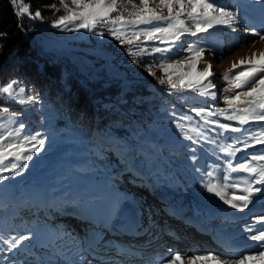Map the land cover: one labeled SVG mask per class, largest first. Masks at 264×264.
I'll list each match as a JSON object with an SVG mask.
<instances>
[{
    "label": "rangeland",
    "instance_id": "1",
    "mask_svg": "<svg viewBox=\"0 0 264 264\" xmlns=\"http://www.w3.org/2000/svg\"><path fill=\"white\" fill-rule=\"evenodd\" d=\"M217 2L220 5L228 6L233 11H238L242 15L252 0H217ZM124 3H127V0H124ZM133 3L138 5L139 0H133ZM149 6L155 7L152 3ZM22 7L28 6L20 5V9ZM26 14L30 16L35 26V29L32 30V38L43 52L65 63L64 73H70L77 77L82 84L92 83L96 86L97 91L110 89L115 91L117 86L121 89L116 100L112 99L114 101L111 104L123 106L125 101L122 100L123 95L126 91L131 90L133 84H142L147 90L160 91L165 96V101L158 103L159 114L156 113L155 118L148 120L147 123H142L137 131L132 133L131 138L120 141L122 147L118 151L114 148L96 150L93 145L84 142L79 133H73L69 137L57 135L53 139V147L36 154L34 159L28 162V166L22 173L15 175L14 179H8L0 184V200L5 204L4 209L0 208V234L8 239L19 235L32 237L24 241L20 250L14 253L7 252V245L0 242V248L4 249L3 252H0V256L21 261L22 264H65L61 260L51 261L52 253L43 245H47V240H49L46 227L51 225L55 227V223L58 222L49 217H56L57 214L66 212L62 211L61 208L68 204H71V207L75 199L81 203V200L71 190L85 187L92 193L101 192L107 195L129 196L137 191L139 185L145 187L151 182L155 187L160 184L163 185L162 183L165 181L173 190L177 191L176 168L181 170L182 175L190 177L185 173V169L193 162L192 149H196L195 162L200 161L201 154H203L201 148H205L206 144L194 132L188 134L193 136V139L198 143L185 139L175 127V120L181 115L192 116L193 120L187 126L201 128L208 137L215 133V137L213 136L211 139H215L214 143L229 136L231 133L218 135L215 131H210L209 129L213 126L204 125V122L191 109L195 107L215 110L228 107L224 102V96L230 94L225 92V89L230 88V84L223 79V75L231 68H224L217 72L219 73L216 75L217 80L212 78L216 85L214 89L217 93L215 101L201 97L191 91H186L182 95H170L167 83L164 85L158 83L161 78L167 80L163 70L158 66H153L152 71L156 73V77L149 75L144 65L138 66L132 63V57L126 51L127 46L121 47L111 35H96L83 29L62 31L52 27V24H45L40 19L32 18L34 16L32 14ZM116 14L113 13L112 15L115 16ZM164 14H167L166 9ZM125 16L127 17L126 12ZM183 18L186 19V17ZM188 23L191 24V22ZM244 29L251 30L249 28ZM98 30H102V26L98 25ZM240 36L238 31L232 32L224 26H217L202 36L198 34L197 37H184L183 48H186L188 43L196 42L198 37L203 39L204 43L201 46L206 49L203 57L209 56L207 60L211 63V60L216 59L217 55H224L230 50L236 52L243 49L242 47L246 42L243 40L244 36L241 34ZM242 40L243 42H240ZM145 44L166 46L159 41H146ZM226 44L232 45L226 48L223 46ZM183 48L177 46L170 55L175 59L188 56L189 53ZM160 58L161 54H154L144 59L156 64ZM187 63L186 61L183 70L192 71L187 67ZM205 66L201 61L197 64L196 71L202 70ZM239 70L241 69H234L233 73ZM173 79L175 80L176 77L174 76ZM233 91H240V89ZM0 99L5 101V103H0V108H12L6 103L12 101L4 97H0ZM105 105L107 104L105 103ZM19 107L28 109L31 106L19 105ZM173 112L176 113V117L173 116ZM212 119L227 122L222 117H213ZM0 122L2 121L0 120ZM230 123L235 125L236 122ZM75 137L81 143L74 141L72 145L70 141L74 140ZM217 145V150L220 148L219 151L224 156L225 152L222 149L226 146ZM145 180L149 182L145 183ZM190 189L198 190L199 188L194 183ZM24 190H27L31 196L37 199L40 207L26 206L19 202ZM82 193L88 195L85 190H82ZM79 195L77 192V196ZM62 196H66L68 202ZM96 202L102 201L95 200L91 201L90 204L94 205ZM102 203L110 210L118 208V201L116 202V200H104ZM114 203L115 206H113ZM7 207H12L13 214H10L11 210ZM68 210L78 211L74 206ZM56 218L55 220H57ZM70 240L74 242L76 239ZM186 263H188V258L186 262H183V264ZM177 264H180V261Z\"/></svg>",
    "mask_w": 264,
    "mask_h": 264
},
{
    "label": "snow or ice",
    "instance_id": "2",
    "mask_svg": "<svg viewBox=\"0 0 264 264\" xmlns=\"http://www.w3.org/2000/svg\"><path fill=\"white\" fill-rule=\"evenodd\" d=\"M60 7L65 14L58 16L52 22V27L62 31H79L81 29L92 32L96 35H111L121 47H126V51L132 57V63L144 65L149 75L156 77L152 71L153 66H158L167 76V80L159 79L158 83L169 86L170 95H182L186 91H191L204 98H210L215 101L217 93L212 80L214 72L209 61L204 60L203 54L206 51L201 45L203 39L198 37L196 42L188 43L183 48V38L186 36L197 37L198 34H206L210 29L217 26H224L232 32L238 31L237 25L241 23V14L238 11L231 10L228 6L220 5L217 0H139V4L133 3V0H58ZM15 3V0H13ZM152 3L155 7H150ZM259 12L261 28L250 30L251 35L264 40V0H259ZM130 6V7H129ZM47 7L59 12L57 4H51ZM239 7V6H237ZM166 9L167 14H164ZM127 13V17L125 16ZM29 13V7H22L17 15ZM113 13H117L113 16ZM183 17H186L183 18ZM32 18L43 20L44 17L40 10H36ZM188 22H191L189 24ZM247 23V21H244ZM98 25L102 30H98ZM193 28L195 29L193 31ZM5 35L0 33V37ZM143 37V40H141ZM146 41H159L165 44V47L146 45ZM180 46L189 53L181 59H175L170 54ZM2 48V45H0ZM211 51V49H208ZM161 54V58L156 64L147 61L144 58ZM192 71H184L185 62ZM201 61L206 65L202 70L196 71L197 64ZM243 66V67H241ZM241 70L233 73L234 69ZM176 77L174 80L173 77ZM223 79L230 84V88L225 89L224 102L227 108L210 110L206 108L191 109L204 122V125L213 126L209 130L215 131L218 135L223 133H239L233 139L235 143L222 149L229 157L235 156L242 149L237 147L243 145V149L251 148L254 144L264 145V128L253 131L246 127L250 122L264 121V51L259 54L253 53L247 59H241L238 63L234 62L232 68L226 71ZM240 89V91H233ZM0 97L17 103L21 106H33L41 102V95L34 90H26L17 79H10L7 83L0 85ZM20 113L11 110L9 107L0 108V184L19 175V170L26 168L28 162L32 161L36 154L44 150L46 137L43 133L37 131L34 134L25 130L24 123L20 122L18 126L12 127L18 120ZM176 117V113L173 112ZM213 117H222L224 121L212 119ZM193 117L190 115H181L175 120V127L184 136L185 139L198 143L189 135L194 132L201 140L214 143L204 131L199 127H188ZM230 122H236L235 125ZM251 141V143H250ZM193 161L196 160L193 148ZM252 161H264V154H254ZM231 171H241L248 174L238 182L229 183V176L223 177L225 183L208 182L205 189L208 193L218 197L224 204L232 209L243 211L249 207L257 197L264 199V164L240 163L238 167ZM211 175V173H209ZM227 189L233 192L229 197ZM235 190L241 192L240 195ZM109 219L99 222L98 227L101 231L109 226ZM264 220V217L260 218ZM97 227V225H93ZM252 232L251 228L247 229ZM29 235H19L5 238L0 234V242L7 245V252L14 253L20 250L24 241L31 239ZM95 240H103L102 235L94 237ZM252 241L264 242V230L258 234L249 236ZM98 246V244H97ZM260 247L264 249V243ZM4 249L0 248V252ZM88 252L90 256L95 257L93 245L89 244L87 248L78 250V259L75 264H92V260L84 255ZM119 252L128 255H139L130 249H118ZM107 259V258H106ZM183 264L179 252L162 257L158 264ZM264 264V250L253 252L251 255H241L239 258L221 259L219 255L209 252L207 255H193L188 257V264ZM0 264H22L21 261L11 260L7 256H0Z\"/></svg>",
    "mask_w": 264,
    "mask_h": 264
},
{
    "label": "trees",
    "instance_id": "3",
    "mask_svg": "<svg viewBox=\"0 0 264 264\" xmlns=\"http://www.w3.org/2000/svg\"><path fill=\"white\" fill-rule=\"evenodd\" d=\"M54 3L60 8L59 12L47 7ZM20 5L28 6L32 15L40 10L44 17L42 21L49 25L65 14L58 0H15V3L13 0H0V33L5 34L0 37V85L17 79L26 90H34L41 95V102L28 109L6 102L12 106L11 110L20 113L12 127L22 122L26 132L43 133L46 137L45 151L53 147L55 136L69 137L73 133H79L81 139L96 150L114 148L118 151L122 147L120 141L131 138L142 123L159 114L158 103L165 101L160 91H149L142 84H133L131 90L123 95V106L113 105L112 99L116 100L121 90L118 86L115 91H97L92 83L82 84L77 77L64 73L65 63L43 52L32 38L35 26L30 16L26 13L17 15ZM0 103L5 101L0 99ZM74 141L81 143L76 137L70 143L73 145ZM24 170L22 168L19 172ZM14 178L15 175L10 179ZM62 197L68 202L66 196ZM19 202L40 207L27 190L22 192ZM3 207L5 204L0 200V208ZM9 210L13 214L12 207Z\"/></svg>",
    "mask_w": 264,
    "mask_h": 264
},
{
    "label": "bare ground",
    "instance_id": "4",
    "mask_svg": "<svg viewBox=\"0 0 264 264\" xmlns=\"http://www.w3.org/2000/svg\"><path fill=\"white\" fill-rule=\"evenodd\" d=\"M259 7V0H252L251 4L247 5V10L242 12L241 16L243 17V19L241 20V23L237 25L238 35L240 36L241 34L242 36H244L243 40H245L246 42H244L245 45L242 47L243 49L236 52H232L230 50L224 55H217L216 59L211 60L212 71L214 72V76L212 78H214V80H217L216 75H219V73L217 72H220L224 68H232V64L234 62L238 63L241 59L249 58L253 53L259 54L260 52L264 51V40H260L258 37L251 35L250 31L244 29L255 28L256 30H260L261 21ZM244 21H247V23H244ZM247 24H249V26H246ZM243 40L240 42H243ZM231 45L232 44L228 46V44H226V46H223L229 48ZM207 59H209V56L204 57V60ZM202 63L204 64L203 61ZM246 127H249L253 131L260 130L261 128H264V121L250 122V124ZM214 135L215 133H212L211 137L209 138L213 139L212 137ZM238 135L240 134L231 133L229 136H226V138L219 140V142L217 141V143H210L206 140H202L206 144V147L201 148L203 154H201L200 161L195 162V160L191 162V164L187 166L188 168L185 169L186 172L184 171L190 177L182 175L181 170H178L176 168L175 176L178 182L177 191L173 190L169 184L165 183V181H163V185H154L155 187H153V183L149 182L148 180L144 181L145 183H150L148 186L145 185L144 187L139 185L137 187V191L133 192L132 195L129 196H121V194H119L112 197L101 192L92 193L85 187L81 188L80 191L82 193V190H85L88 193V195H84L83 193L85 192L82 193L85 200H96L103 202L104 200L113 198L115 200L119 199L127 201V204H131V206L136 207V209H140V216H137L136 214L132 215V217L138 219L135 221H138L142 224L141 227H139L136 231L138 232V235L143 231V223H146L145 225L150 226L149 229L155 230L159 227V224L166 225L167 219L173 221L172 224L169 225L171 227H174L172 228V231H180V238L188 237L190 235V228L197 229L201 235H204L206 232L210 233L208 230V226L212 225L210 223L213 222V219L219 218L217 217L219 215L224 217L230 216L235 218L233 222H236V225L241 224V228L239 229L245 230L240 234L242 246L234 248L235 250L211 251L210 249L203 247L199 248V250L196 252H194L193 249H190L187 252L185 250L179 249L178 251L181 255V259L183 260V262H186V259L190 256H203L207 255L209 252L214 255H219L222 260L230 258H239L241 255H251L253 252L264 250L260 247L261 243L264 242H251L252 240L249 239L250 235L258 234L259 231L264 230V220L260 219L261 217H264V199L257 197L253 200V202L249 205L247 209L239 211L237 209L230 208L228 205L224 204L223 201H221L218 197L208 193L205 189V185L208 182L223 185L225 183L223 179L225 175L229 176V183L238 182L241 178L248 177L247 173L241 171H231V169L229 168V162H231L232 168L238 167L240 163H252L253 165L264 164V161L251 160V156L254 154H264V145L254 144L251 148L243 149V145L238 144L237 147L241 148L242 150L240 152H237L235 156L231 157H229L226 153L223 156V154L219 151L220 148L217 150V144H219V146L220 144L225 146L233 144L235 143L233 138ZM217 153L219 157H217ZM209 173H211V175H209ZM194 183L198 185V190L190 189L191 185ZM227 192L230 197L233 190L227 189ZM235 193L237 195L241 194L239 190H235ZM102 202H96V204H94L96 209L95 211H93V214H99L101 222L104 221L105 218L109 217V214L110 217H113V214L109 211H106V214L101 212V207L106 210L108 209L106 205ZM170 203L171 207L169 208ZM68 209L63 210L66 212L57 214V218L54 216H50L49 218L54 217L56 219H62L63 221H65V223L70 224L72 227L78 229L79 231H82L83 225H87L90 222L86 219H83L80 213L87 215L88 211H84V209L80 212L78 209V211L72 212ZM174 210L178 211L177 214H175ZM154 219L156 220L155 223H153V221H155ZM217 225L219 226L220 223H217ZM210 228L217 232H223V228L221 227L213 228L212 226H210ZM249 228H251L253 231L248 232L247 229ZM102 233L106 234V236H109L108 238L118 236L116 234H110L107 229L103 230ZM159 239L160 241H162V238ZM191 239L198 242H206L210 240V236H204L202 238L197 237V239ZM95 245H97V243H95ZM43 247L47 250L52 251V249L48 245H43ZM167 256L169 255L166 254L163 257ZM144 259L145 256L138 257L134 255H129L125 258L102 260L98 264H137L143 261ZM209 264H211V262H209ZM252 264H255V262H252Z\"/></svg>",
    "mask_w": 264,
    "mask_h": 264
}]
</instances>
